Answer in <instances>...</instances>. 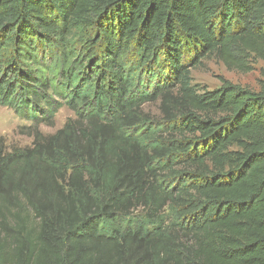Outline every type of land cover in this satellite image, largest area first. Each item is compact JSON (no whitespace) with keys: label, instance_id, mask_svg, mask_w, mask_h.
Wrapping results in <instances>:
<instances>
[{"label":"trees","instance_id":"obj_1","mask_svg":"<svg viewBox=\"0 0 264 264\" xmlns=\"http://www.w3.org/2000/svg\"><path fill=\"white\" fill-rule=\"evenodd\" d=\"M210 55L255 69L264 0H0V103L77 115L0 136V264H264V85Z\"/></svg>","mask_w":264,"mask_h":264},{"label":"rangeland","instance_id":"obj_2","mask_svg":"<svg viewBox=\"0 0 264 264\" xmlns=\"http://www.w3.org/2000/svg\"><path fill=\"white\" fill-rule=\"evenodd\" d=\"M255 64L253 71L242 73L228 69L223 62L210 55L204 58L199 66L192 69V84L196 86L199 93H203L206 90L214 91L221 88L223 79H226L234 84L260 91L264 85L262 76L264 59L258 60ZM145 107L155 115L160 114L157 103H149ZM70 118L76 119L77 115L73 109L64 105L53 119V124L43 121L36 125L30 118H26L11 107L0 103V136L5 138L10 151L14 148L32 147L35 136L38 134L56 135Z\"/></svg>","mask_w":264,"mask_h":264}]
</instances>
